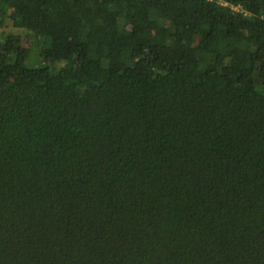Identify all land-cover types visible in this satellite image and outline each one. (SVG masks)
Returning <instances> with one entry per match:
<instances>
[{
    "label": "trees",
    "instance_id": "1",
    "mask_svg": "<svg viewBox=\"0 0 264 264\" xmlns=\"http://www.w3.org/2000/svg\"><path fill=\"white\" fill-rule=\"evenodd\" d=\"M0 264H264V0H0Z\"/></svg>",
    "mask_w": 264,
    "mask_h": 264
},
{
    "label": "rangeland",
    "instance_id": "2",
    "mask_svg": "<svg viewBox=\"0 0 264 264\" xmlns=\"http://www.w3.org/2000/svg\"><path fill=\"white\" fill-rule=\"evenodd\" d=\"M2 29L5 32V34L20 32L24 43L27 45L30 44L34 39V35L32 34V32L25 30V29H17V27H15L9 19L5 20V23Z\"/></svg>",
    "mask_w": 264,
    "mask_h": 264
},
{
    "label": "built area",
    "instance_id": "3",
    "mask_svg": "<svg viewBox=\"0 0 264 264\" xmlns=\"http://www.w3.org/2000/svg\"><path fill=\"white\" fill-rule=\"evenodd\" d=\"M221 1V0H220ZM226 4V3H225ZM233 9L235 10H242L240 6H232Z\"/></svg>",
    "mask_w": 264,
    "mask_h": 264
}]
</instances>
